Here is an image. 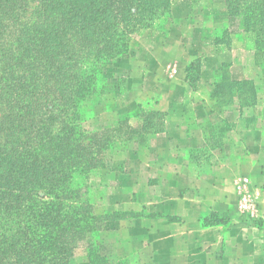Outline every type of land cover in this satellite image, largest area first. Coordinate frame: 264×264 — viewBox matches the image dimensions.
Listing matches in <instances>:
<instances>
[{
  "label": "crops",
  "instance_id": "crops-1",
  "mask_svg": "<svg viewBox=\"0 0 264 264\" xmlns=\"http://www.w3.org/2000/svg\"><path fill=\"white\" fill-rule=\"evenodd\" d=\"M224 15L178 13L132 42L128 87L99 111L112 124L138 104L157 113L145 123L154 133L101 174L108 195L95 214L121 215L97 233L111 242L110 264H264V64L235 29L216 39ZM240 191L252 216L238 209Z\"/></svg>",
  "mask_w": 264,
  "mask_h": 264
},
{
  "label": "trees",
  "instance_id": "trees-1",
  "mask_svg": "<svg viewBox=\"0 0 264 264\" xmlns=\"http://www.w3.org/2000/svg\"><path fill=\"white\" fill-rule=\"evenodd\" d=\"M41 1L43 5L39 16H52V26L44 30L43 26L33 27L34 38H30L29 43L38 49L42 59L49 60L45 65L53 64L55 60L62 62L54 67L58 76L67 71L64 66H68L75 57L79 59L72 65L75 74L67 77L75 81L76 86L69 101V111L74 114V120L63 123L54 134L40 129L43 140L37 144L38 150L33 152L24 150L22 155L17 156L14 145L10 146L8 153L0 147V164L6 162L8 154L12 153L10 163L3 166L1 176L4 179L0 178V184L16 192L20 185L31 184L23 186L27 190L12 200L13 203H20L21 209L12 205V213L19 223L23 222L24 231L9 237L3 234L0 239V264H70L71 250L75 242L82 240L87 243V264H105L107 258L101 251L97 233L104 221L121 215L95 214L97 204L90 202V196L98 192L102 184L98 171L106 164V154L113 158L123 152L127 144L142 142L145 135L154 133L147 131L145 123L151 125V119L157 113H145L138 104L135 114L119 116L112 127L103 129L99 134H88L80 129L79 120L85 113L84 119L91 118L100 105V98L114 93L109 92V86L95 64L113 63L128 51L133 32L155 29L158 23L162 24L170 16L171 0ZM17 2L0 0V17L11 11L12 15ZM225 2L229 17L237 18L241 31L247 35V45L253 50L256 61L264 64V0ZM224 33L227 37L228 29H220L216 39L225 41ZM25 34L27 36L28 33ZM47 36L51 38L49 41ZM59 101L64 104L66 100L62 98ZM143 114L147 115L143 128L130 124V121H139ZM52 117L49 126L57 118L56 115ZM115 164L120 166L118 162ZM32 184L35 185L33 190ZM38 190L44 192L43 195H38ZM98 194L97 199L101 200L102 191ZM116 264L141 263L122 259Z\"/></svg>",
  "mask_w": 264,
  "mask_h": 264
},
{
  "label": "rangeland",
  "instance_id": "rangeland-1",
  "mask_svg": "<svg viewBox=\"0 0 264 264\" xmlns=\"http://www.w3.org/2000/svg\"><path fill=\"white\" fill-rule=\"evenodd\" d=\"M16 4L12 15L11 11L10 14H3L0 17V147L8 153L10 146L14 145V153L18 156V154L22 155L24 150H29L30 152L38 150L37 144L43 140L40 129L50 130L54 134L63 123L68 124L74 120L72 119L74 114H70L69 111L71 107L69 101L72 96L71 91L75 90L76 86L75 81H70L67 77L70 78L71 74H75L72 65L74 62H78L79 59L75 57L73 61L67 64L68 66H64L67 71L64 73L58 72L59 76L54 67L61 65L62 62L60 60H55L53 64L45 65L49 60L41 58V55L38 54V49L34 48L32 43H29V39L34 38L33 27L43 26L42 29L44 30L47 26H52L50 25L52 24V16L48 17L47 15L49 14L39 16V11L43 5L41 0H18ZM170 5V16L162 24L158 23L155 29H138L130 35V47L126 54L113 63L95 64L104 82L109 86L108 90L110 93L113 91L114 93H123L128 87L126 72L130 68V62L135 57L132 42L158 28L172 25L174 17L178 13L193 12L209 6L221 7L225 12V23L222 30L230 27L235 29L249 45L248 37L241 31L238 19L229 17L225 0H171ZM55 19L57 21V17ZM26 32L28 33L27 36ZM223 37H226L225 33ZM46 39L49 41L51 38L47 36ZM65 42L67 44L70 43V41ZM60 70L62 69L60 68ZM62 92L65 94L62 95ZM23 98L24 102L20 103ZM62 98L66 100V103L62 104L59 101ZM106 100L105 94L100 98V105L96 107L91 118L84 119L86 113L81 117L79 120L80 129L85 130L88 134H99L103 129L113 126L111 117L100 116L99 114L101 108L111 109V105H106ZM63 109L64 111L61 112ZM141 109L148 110L147 107H141ZM120 114H116V116L130 115L131 113L124 112ZM54 115L57 118L49 126ZM130 124L135 126L133 121H130ZM9 126L11 127L10 129ZM11 131L12 135L9 136ZM11 154H8L6 162L2 161L0 164L1 179H4L1 176L3 174V166L7 162L10 163L9 156ZM104 158H106V164L104 168L98 171L99 175L110 170L112 166H117V164L114 165V157L111 158L106 154ZM109 158L111 159L109 160ZM115 168H118V166ZM1 179L0 182H2ZM23 183H25L24 180ZM26 184L30 183L20 185L16 188L17 192L14 190L10 191V188H5L2 183L0 184V239L4 236L3 234L9 237L18 231L19 233L24 231L23 222L19 223L12 213V205L15 204L18 209H21L20 203H13L12 200L14 196H17V194L21 195L27 190L23 189ZM35 185L32 184V190ZM101 186L98 187V192L91 193V203L100 205L107 197L108 185L102 181ZM99 191H102L103 195L101 200L97 199L100 195L98 194ZM43 193L40 190L37 191L38 195H43ZM100 243L101 251L107 258V263L105 264H110L109 258L113 252L111 242L100 239ZM86 245V240L75 242V247L71 250V257L69 258L70 264H87ZM130 261L135 262L136 260Z\"/></svg>",
  "mask_w": 264,
  "mask_h": 264
},
{
  "label": "built area",
  "instance_id": "built-area-1",
  "mask_svg": "<svg viewBox=\"0 0 264 264\" xmlns=\"http://www.w3.org/2000/svg\"><path fill=\"white\" fill-rule=\"evenodd\" d=\"M247 183H248L247 179H244L242 185H246ZM238 209L243 214H248L249 216H252L254 213V205L251 202V200L247 197L245 192H241V191L239 192Z\"/></svg>",
  "mask_w": 264,
  "mask_h": 264
}]
</instances>
